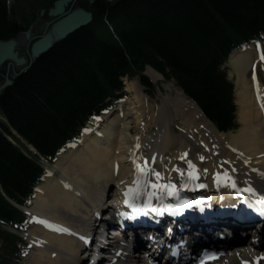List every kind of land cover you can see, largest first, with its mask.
<instances>
[{"label":"trees","instance_id":"1","mask_svg":"<svg viewBox=\"0 0 264 264\" xmlns=\"http://www.w3.org/2000/svg\"><path fill=\"white\" fill-rule=\"evenodd\" d=\"M46 1V0H41ZM93 21L68 35L15 78L0 97V264L16 256L22 205L89 116L122 94L121 77L149 65L189 94L219 130L237 126L233 84L221 65L237 46L264 33V0H96ZM25 22L0 0V41ZM10 128L38 151L5 135ZM28 155H26L25 153ZM13 201V202H12Z\"/></svg>","mask_w":264,"mask_h":264},{"label":"bare ground","instance_id":"2","mask_svg":"<svg viewBox=\"0 0 264 264\" xmlns=\"http://www.w3.org/2000/svg\"><path fill=\"white\" fill-rule=\"evenodd\" d=\"M256 64V55L246 48L234 53L228 61L231 73L235 74L241 123L235 133L219 132L184 93L172 92L170 81L166 84L170 93L164 95L160 105L149 102L151 97L127 82L126 91L132 92V96L120 103L111 121L102 120L93 133L85 131L82 142L72 146L74 151L62 155L52 165L28 212L35 215L33 218L39 215L68 225L81 235L96 227L95 216L112 191L130 188L149 194L155 191L151 181L157 182L158 190L168 181L177 185L175 182L182 174L179 168L188 161L195 162L200 167L198 174L201 170L206 179V187L200 188L202 193L209 194L216 176L222 173L238 179L244 189L263 186L264 84L260 81L251 84L247 79L249 69ZM144 73L154 84L165 82L163 75L151 67ZM169 110L180 122L178 138H173L170 132ZM116 123L119 128L112 131ZM141 172L148 175L142 177ZM112 205L109 201L106 206ZM46 226L31 232V243L36 248L32 263L83 264L82 239ZM262 245L264 234L259 247ZM117 246L124 248L125 244L116 240L112 248ZM254 250L247 247L241 252H229L228 261L221 264H264V253L251 255ZM116 252L109 253L111 260L103 264H128L119 259L112 261ZM133 264L143 263L136 258Z\"/></svg>","mask_w":264,"mask_h":264},{"label":"water","instance_id":"3","mask_svg":"<svg viewBox=\"0 0 264 264\" xmlns=\"http://www.w3.org/2000/svg\"><path fill=\"white\" fill-rule=\"evenodd\" d=\"M73 0H56L48 10V16L54 17L55 23L53 24L49 32H45L36 41L33 42L29 50L30 60L27 63V59L19 54L17 48L18 41L14 38L0 41V66L8 61V69L12 68L15 76L26 72L32 62L38 58L41 54L49 51L53 45L71 33L79 30L82 27L89 25L93 21V12L84 8H78L71 10L68 8L69 4ZM44 13V10H42ZM30 30L27 31L29 35ZM27 63V64H26ZM16 66H22L19 71H16ZM6 80L0 90L8 85H11L13 81L9 79L8 74Z\"/></svg>","mask_w":264,"mask_h":264},{"label":"rangeland","instance_id":"4","mask_svg":"<svg viewBox=\"0 0 264 264\" xmlns=\"http://www.w3.org/2000/svg\"><path fill=\"white\" fill-rule=\"evenodd\" d=\"M52 1L53 0H46V1H41V0H9V6L10 7L13 6V7L16 8L19 17H21V19L23 20V22H25V24H26L25 26H30V25H33V23L34 24L36 23L35 20H36L37 17L40 16L41 9L42 8H45L47 10L48 9V6L50 5V3ZM91 2H92V0H73V2H71L69 4L68 8H71V10H75V9H78V8H91V6H92V3ZM90 3H91V5H90ZM45 16H47V15H45ZM50 18L51 17H49V19ZM49 19L48 18H47V20L46 19H41L40 22H39V24L33 26L35 29L33 28V31H31V32L34 33V34L45 33L47 31L46 29L44 30V27L46 26L45 23H46V21L48 22ZM31 28L32 27H30V29ZM17 41H18V43H17L18 44L17 45V49H18L19 39ZM20 46L21 47H20L19 54L21 55V57L24 56L27 59L26 61L28 63L27 43L24 44V42H20ZM246 49H248V48H246ZM7 62L8 61H6L3 65L0 66V72H4V74H6V72H7V68H6V66H7L6 63ZM21 67L22 66H16V70L18 71ZM228 69H229V72H230L231 71L230 68H228ZM9 76H10V78L12 80V77L14 76L13 69H10ZM228 77L232 81L235 80V75H233L232 73L231 74L229 73ZM247 79H248V82H249V76L247 77ZM3 81H4V77L2 76V77H0V84H2ZM127 82L133 83L134 87L137 88V89L140 87L139 88L140 91L142 89H144V91L146 90L145 87H144V85L140 83V81L138 80V78H133V79H130V80H126V87L128 86L127 85ZM166 84H168V81L166 82V80H165L164 83L163 82L157 83V85L159 86V91L157 89H154V91L151 92V93H154V94L151 95V96H154V97H153V99L152 98L149 99V102H153V103H155L157 105H160L161 104V101L164 98V95L167 94V93H170L169 90H168V88L166 87ZM171 84H172L171 89H172V92L174 94L176 93V90L180 92V90H178L177 85L174 82H171ZM161 88H162V90H161ZM142 92H143V90H142ZM143 94H146V93L143 92ZM236 100H237V96H236ZM119 108H120V104H119V106H118L117 109H119ZM117 109L115 111L111 112V114L109 116L104 117L103 118V121L104 120L111 121L113 115L116 114ZM238 113H239V106H238ZM237 117H238V122H239V127H240L241 126V123L239 121V115ZM108 121H107V123H108ZM168 122H169L170 132H171L172 137L173 138H175V137L178 138V136H179L178 134H180V129L179 128H181V126H180L179 120H177V118L175 116H173V112L171 110H169V120H168ZM151 128H152V126H151ZM235 132H237V130H235V131H233L231 133H235ZM81 142H82V139L77 144H80ZM74 149H75V147H72V149H67V151H65V152L62 153V155H65V154H67V153H69L71 151H74ZM225 150H228V149H226V146H225ZM23 246L26 249H25V252H24L25 256L23 255V258L21 259V262L23 264H32V259H34V257H35V254L34 253L36 251H35L34 248L28 247L27 243L26 244H23Z\"/></svg>","mask_w":264,"mask_h":264},{"label":"flooded vegetation","instance_id":"5","mask_svg":"<svg viewBox=\"0 0 264 264\" xmlns=\"http://www.w3.org/2000/svg\"><path fill=\"white\" fill-rule=\"evenodd\" d=\"M56 0H53L51 3H50V5L48 6V9L46 10L45 8H42L41 9V11H40V16L39 17H37L36 18V23L34 24L33 23V25H30V26H24V29H22L21 31H19L14 37L18 40L19 39V46H18V52H20V42H24V44L25 43H27V55H28V61L30 60V55H29V50H30V47L32 46V44H33V42L34 41H36L41 35H43L44 33H38V34H34V33H32L31 31H33V26L34 25H37V24H39V22H40V20L41 19H46L47 20V18L49 19V17L50 16H48V10H49V8L51 7V6H53V3L55 2ZM94 1V2H93ZM106 1H108V0H106ZM96 2V0H92V5L94 4ZM91 3H90V5H91ZM84 9H86V10H89V8H84ZM42 10H44V13H42ZM45 15H47V16H45ZM55 18L54 17H51L50 19H49V21L47 22L46 21V26L44 27V30L46 29L47 31L46 32H49V30H51V28H52V26H53V24L55 23ZM53 21V22H52ZM49 25V26H48ZM48 26V27H47ZM30 27H32L31 29H30ZM47 27V28H46ZM35 29V28H34ZM30 30V33H29V35H27V31H29ZM45 32V31H44ZM18 45V44H17ZM8 62L6 63V68H7V72H6V74H4V72H0V77H4V81H3V83L5 82V80H6V75L8 74V77H9V79H11L10 78V76H9V72H10V69H12V68H9L8 69ZM14 79H15V75L12 77V81H14ZM3 83L2 84H0V86H2L3 85Z\"/></svg>","mask_w":264,"mask_h":264},{"label":"snow or ice","instance_id":"6","mask_svg":"<svg viewBox=\"0 0 264 264\" xmlns=\"http://www.w3.org/2000/svg\"><path fill=\"white\" fill-rule=\"evenodd\" d=\"M262 58H264V57H262ZM156 175L159 176V173H156ZM233 186H234V185H233ZM238 191H239V190H238ZM244 191H249V192H251V191H254V190L248 188V189H244ZM184 204L190 206L191 202H189V201H184ZM153 211H156V209H153ZM161 214H162V213H161ZM169 231H171V230L169 229ZM216 256H217V253H215V252H212V253L205 252L204 259H202V260L200 261V264H205V260H206V259L215 258Z\"/></svg>","mask_w":264,"mask_h":264}]
</instances>
